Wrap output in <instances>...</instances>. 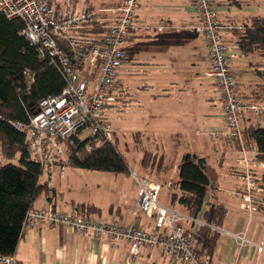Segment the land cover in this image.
<instances>
[{
    "label": "built area",
    "instance_id": "1",
    "mask_svg": "<svg viewBox=\"0 0 264 264\" xmlns=\"http://www.w3.org/2000/svg\"><path fill=\"white\" fill-rule=\"evenodd\" d=\"M80 0H0V13L22 22L20 35L46 59L64 81L57 95L39 101L34 114L15 128L25 135L29 157L41 168L47 184L67 171L66 140L83 133L99 135L112 143L113 128L106 111L115 101L112 92L118 72L126 61L125 45L140 35L163 32L164 26L151 27L137 16L141 0H119L112 6L78 8ZM101 0H99L100 2ZM86 4L87 0H82ZM194 23L188 30L202 36L208 70L225 121L224 130L205 132L209 139L222 140L237 148L236 166L243 188L238 193L249 219L264 208V161L255 160L257 147L243 131V119L249 115L264 119V103L242 101L237 97V79L231 63L241 58L235 44L224 34L241 35L242 25L224 24L217 15L215 0H192ZM28 85L33 76L26 72ZM137 187L134 213L141 211L153 219L154 230L134 225H119L88 215L81 210L63 213L52 207L30 209L23 229L64 226L78 235H90L111 246L124 242L129 246L126 264L140 255L142 248H158L173 264H212L208 255L196 249L188 227L205 224L200 218L178 208L159 203L161 184L134 174ZM219 231V228L212 227ZM239 245L250 243L245 235H236ZM251 244V243H250ZM256 252H264L262 243H252ZM0 264H16L13 257L0 255Z\"/></svg>",
    "mask_w": 264,
    "mask_h": 264
},
{
    "label": "crops",
    "instance_id": "2",
    "mask_svg": "<svg viewBox=\"0 0 264 264\" xmlns=\"http://www.w3.org/2000/svg\"><path fill=\"white\" fill-rule=\"evenodd\" d=\"M118 1L87 0L86 4H83L80 0L78 8L109 7ZM215 7L219 19L227 25L245 26L253 17L264 16V2L261 0H215ZM137 16L141 22L151 27H165L163 32L154 31L156 35L151 33L135 37L130 41L133 43L128 48L130 42L127 43L124 48L126 60L131 61L133 68L142 66L156 68L155 82L159 91L156 94H149L154 113H150L149 123L145 127L149 124L150 127L145 132H136L141 138L153 143V149L158 150V157L163 159L161 179L156 180L153 177L152 181L160 183L161 190L162 187H167L171 196L170 184L173 178L166 179L164 176L170 177L172 174L169 175V172L171 171L175 177L180 160L174 161L167 158L164 148L167 145L168 147L179 146L181 141L178 139L189 134L194 137H204V141L198 142L195 147L194 144L192 145L194 149L189 152L182 150L181 154L183 156L189 153L205 158L208 166V157L210 159L211 157L205 155L204 152L209 148L217 154L213 162L221 171L222 181L230 186L223 188L220 185H213L212 187L216 189L212 188L210 198L207 200L222 206L226 211L219 227L220 235L211 256V263L252 264L254 262L253 264H264V252L258 254L252 245V243H262L264 246V211L259 208L249 219L248 213L242 208V201L238 196L242 190V182L238 178L239 169L235 162L237 148L234 144L225 143L222 140H218L216 144L214 141L216 139H209L205 135V132L210 130H224L225 121L221 106L220 111H217L212 108L209 101L210 93L217 95L218 93L212 80L204 75L208 70L205 42L202 36L187 29L194 23L192 0H141ZM140 40L142 41L140 43H147V47L134 44V41ZM224 40L228 44H235L237 37L226 33ZM260 59L258 55H242L241 58L231 63L232 71L237 79V95L242 101L256 100L255 94L260 80L255 75V70ZM181 78L194 80V84L190 86L193 95L184 93V97L181 98L180 93L168 92L170 88L178 91L184 88V85L180 83ZM195 84L199 89H196ZM202 85L205 89L201 88ZM149 87L153 86L144 84L142 89ZM150 106L149 104L148 108ZM243 123H247L246 120ZM113 133L115 138L114 128ZM151 137L152 139L149 140ZM162 138L165 141L160 140ZM208 140L212 141L210 146ZM165 169L168 170L167 173ZM128 170L137 177L129 166ZM89 173V171L70 167L64 176L55 177L50 184H47L44 176H41L40 184H45L49 192L41 193L35 199L32 209L52 207L63 213H71L80 210L82 206H89L92 216L106 222L124 226L134 225L145 231L154 230L152 218L141 211L134 213L137 187L135 180H130V173L112 174L117 184L113 191L107 188V183L103 184V190L100 189L101 185L97 184L103 179H106V182L111 181L108 176H104L106 178L100 176V181H97L96 185L87 186L85 178L90 176ZM126 180L130 186L125 191L123 186ZM217 192L227 195L228 198L222 197L219 201ZM103 194L106 196L103 197ZM170 196L167 203L159 200L160 205L178 208L182 211L178 205L171 204ZM244 212L247 215L246 222L241 218ZM253 222L262 227V230H258V233L252 235L253 238H249L250 226ZM186 228L194 232L198 227L187 226ZM240 234L245 235L251 244L240 246L235 238ZM128 252L129 246L124 242L111 246L105 240L96 239L90 235H78L64 226H44L22 230L13 258L16 264H126ZM131 264L173 263L158 248H142L139 257Z\"/></svg>",
    "mask_w": 264,
    "mask_h": 264
},
{
    "label": "trees",
    "instance_id": "3",
    "mask_svg": "<svg viewBox=\"0 0 264 264\" xmlns=\"http://www.w3.org/2000/svg\"><path fill=\"white\" fill-rule=\"evenodd\" d=\"M22 27L19 19H8L0 13V255L7 257L15 255L24 218L35 199L49 192L45 184H40L42 171L29 157L25 135L14 124L27 123L39 101L59 94L65 85L58 72L20 35ZM244 28L245 32L236 36V45L242 55H258L263 59L256 64L255 75L260 85L252 102H264V16L253 17ZM27 71L33 76L31 85H28ZM245 120L243 131L258 149L254 158L264 161V119L249 115ZM134 136L140 137V134ZM65 144L69 167L115 175L130 173L117 147L99 135L81 138L76 134ZM153 155L150 158V151H142V168L157 165V170L163 166L162 157ZM170 186L171 204L205 224L188 233L194 237L196 249L211 259L220 235L212 227L221 226L226 211L206 200L211 187L206 159L184 154ZM80 210L88 215L92 213L89 206H82Z\"/></svg>",
    "mask_w": 264,
    "mask_h": 264
},
{
    "label": "rangeland",
    "instance_id": "4",
    "mask_svg": "<svg viewBox=\"0 0 264 264\" xmlns=\"http://www.w3.org/2000/svg\"><path fill=\"white\" fill-rule=\"evenodd\" d=\"M99 1V0H96ZM261 2H264V0H261ZM155 34L156 33H152ZM154 36V35H153ZM140 41H134V44L137 45H145L147 47V43L144 44L140 43ZM133 43L130 42L127 46V48ZM129 50V49H128ZM145 51V49L143 50ZM260 63L263 62V59L259 60ZM258 62V61H257ZM155 69L156 68H149V67H132L131 61L129 62L128 60L125 61L124 66L120 69L118 72L115 84L113 85L114 88H112L113 95L115 97V101L112 103L110 108L106 111V118L105 120L107 123H109L112 128L116 131V137L113 139L112 144L115 145L119 151V153L124 157L125 161L127 162L128 166L132 169V171L137 175V177L141 180L143 178H147L152 180L153 177H155L156 180H160V172L162 171L163 167L160 166L157 170L156 167L157 165H154L152 167H146L142 168L141 164L140 167L139 161L141 160V155L142 151L144 150H149L151 152V157L152 158L155 154L157 157L159 156V152L156 149H153V143H150L149 141L145 140V138H141L138 136H134L136 132L139 131H147L150 127L149 126L145 127L149 122V116L151 115L150 113H154V107L152 106L149 94H156L158 90V86L156 85V74H155ZM152 76V77H151ZM180 83L184 85V88H182L181 91L176 90L175 88H170L168 89V92L171 94H178L180 93V97H184V93L186 94H191L193 95L192 90L190 89V86L194 84V80L187 79V78H181ZM144 84H147L148 86H153L149 87L147 89H142V86ZM155 85V86H154ZM196 85V84H195ZM202 89H205V87L202 85ZM196 89H199L196 85ZM209 101L211 102L212 108H215L217 111H220V101L219 97L217 94L210 93V98ZM209 102V103H210ZM258 103H264L262 101H259ZM151 105L150 108H148V105ZM222 108V107H221ZM223 112V111H222ZM204 130V129H203ZM88 134L87 132L83 133L81 138L86 137ZM152 137L149 139L151 140ZM162 141H165L164 138L160 139ZM204 137H194L192 134H189L185 137H182L178 139L180 142V145L177 147H172L168 145L164 148L166 152L167 158H170L171 160L174 161H179L182 157V150L189 152V150L194 149V147L197 145L198 142L204 141ZM209 141V140H208ZM215 143L218 144V140ZM212 143V141H209V146ZM212 146V145H211ZM157 151V152H155ZM203 153V152H201ZM205 155H209L211 159H209V165L207 166V175L209 177L211 187L209 188L206 196V200H209L211 192H212V187L220 185L221 187H230L228 184L224 183L222 181V175L221 171L218 168L217 165L214 164L213 160L216 159L217 155L214 153L212 150L208 148L207 151L204 152ZM202 154V155H204ZM0 160L1 156H0ZM139 167V171H138ZM70 167H67V172L69 171ZM82 170V169H78ZM86 171V170H84ZM88 177L85 178L86 182L85 183L87 186H90L92 184L96 185L97 181H100L99 178L108 176L111 178V181L109 180L106 182V179H103L101 183H97L100 186V189H104V183H107V188H109L110 191H113V188H116V183L114 182V175L111 173L107 172H94V171H89ZM167 173V172H166ZM131 174V171H130ZM165 174V173H164ZM172 174V175H171ZM169 176H164L166 179L169 178H174V174L170 171ZM160 176V177H158ZM90 177V178H89ZM132 181H134L132 174L130 175ZM106 178V177H104ZM239 178V175H238ZM154 180V179H153ZM240 180V179H239ZM241 181V180H240ZM131 182V181H130ZM242 182V181H241ZM115 183V184H114ZM227 185V186H226ZM130 186V183L126 180L124 183V190H128ZM232 187V186H231ZM95 188V186H94ZM243 188V184H242ZM216 189V188H215ZM93 190V189H92ZM90 191V190H88ZM217 195L219 196V201H221V198H228L227 195L220 194L217 192ZM106 195L103 194V197ZM169 196L170 192L167 187H162L161 194H160V202L166 201V203L169 201ZM242 212V211H241ZM243 216L241 218L246 222L247 220V215L246 213H242ZM254 219V218H253ZM258 230H262V227H260L258 224L253 222L250 226V235L249 238H253L252 235L254 233H258ZM263 234V232L261 231ZM249 240V239H248ZM256 241V240H253ZM238 242V241H237ZM254 262H252L253 264Z\"/></svg>",
    "mask_w": 264,
    "mask_h": 264
}]
</instances>
